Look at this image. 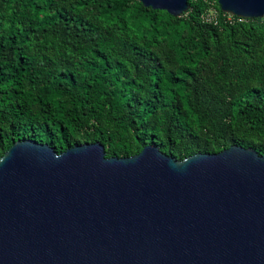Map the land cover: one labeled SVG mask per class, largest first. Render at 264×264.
<instances>
[{
	"label": "trees",
	"instance_id": "16d2710c",
	"mask_svg": "<svg viewBox=\"0 0 264 264\" xmlns=\"http://www.w3.org/2000/svg\"><path fill=\"white\" fill-rule=\"evenodd\" d=\"M188 4L173 17L139 0H0V157L21 140L264 156V18Z\"/></svg>",
	"mask_w": 264,
	"mask_h": 264
},
{
	"label": "water",
	"instance_id": "95a60500",
	"mask_svg": "<svg viewBox=\"0 0 264 264\" xmlns=\"http://www.w3.org/2000/svg\"><path fill=\"white\" fill-rule=\"evenodd\" d=\"M217 3L264 18V0ZM0 264H264V156L231 146L177 160L148 145L107 158L99 143L17 141L0 157Z\"/></svg>",
	"mask_w": 264,
	"mask_h": 264
},
{
	"label": "built area",
	"instance_id": "2783aa9c",
	"mask_svg": "<svg viewBox=\"0 0 264 264\" xmlns=\"http://www.w3.org/2000/svg\"><path fill=\"white\" fill-rule=\"evenodd\" d=\"M216 16H217V12L214 11L212 8H211V13L206 15V17L204 18L205 21H207L208 23H216ZM239 20H242L239 18Z\"/></svg>",
	"mask_w": 264,
	"mask_h": 264
}]
</instances>
